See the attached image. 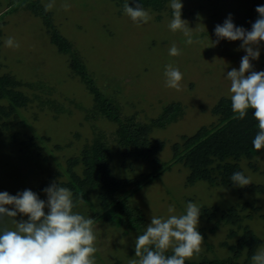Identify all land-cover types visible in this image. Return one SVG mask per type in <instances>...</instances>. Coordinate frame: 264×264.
Wrapping results in <instances>:
<instances>
[{"label":"rangeland","instance_id":"1","mask_svg":"<svg viewBox=\"0 0 264 264\" xmlns=\"http://www.w3.org/2000/svg\"><path fill=\"white\" fill-rule=\"evenodd\" d=\"M9 1L0 0L1 72L27 83L21 89L31 99L19 110L26 127L16 126L12 132L19 131L17 140L27 134L48 141H41L46 149L36 150L42 152L39 156L33 148L19 149L9 132L0 137V264H29L32 247L44 235L55 238L50 264H146L141 251L149 241L172 249L185 240L182 254L190 260L201 255L225 258L230 251L220 242L229 227L222 224L211 232L210 223L190 214L203 206L225 209L243 202L257 207L248 223L261 239L249 264H264V220L259 217L264 214V192H246L243 184L186 185L188 169L173 160L169 147L180 135L216 123L213 105L221 97L245 93L248 81L263 70L264 0H178L184 13H171L169 3L159 19L148 9L120 12L112 0H38L122 117L135 115L137 121L149 122L171 102L183 106L174 122L151 131V137L166 142L159 160L127 158L124 168H118L116 124L102 116L86 117L93 95L69 67V55L51 43L42 18L23 8L32 0ZM98 131L110 142L116 176L139 180L127 202L143 211V236L125 231V225L102 222L96 191L75 212L63 214L59 210L69 191L40 190L58 169L54 159L44 156L53 152L65 166ZM256 162L263 171L264 154ZM241 164L248 183L264 185L262 173L246 161Z\"/></svg>","mask_w":264,"mask_h":264},{"label":"trees","instance_id":"2","mask_svg":"<svg viewBox=\"0 0 264 264\" xmlns=\"http://www.w3.org/2000/svg\"><path fill=\"white\" fill-rule=\"evenodd\" d=\"M15 1L18 0H10L9 3ZM112 1L119 6L120 12L148 9L156 14L157 19L169 3L172 4L171 13H184V9L176 5L178 0ZM23 8L42 18L49 30L51 43L58 52L69 55V67L73 73L80 76L92 93L93 109L87 110L86 117L102 116L116 124L114 140L121 152L119 159L121 166L118 168H124V159L127 158L134 162L137 160L157 162L159 160L157 154L163 150L166 142L151 137V131L154 127L164 128L174 122L183 112L181 103L171 102L165 105L161 114L151 118L149 122L137 121L135 115L122 117L119 106L95 86L81 56L53 25L51 13L46 11L38 0L26 3ZM1 35L0 29V46ZM262 58L264 61V57ZM1 68L0 60V137L9 132V138L13 143L17 142L21 150L23 147L27 150L33 148L35 152L42 148L46 149L40 143L48 141L47 137L25 134L24 139L17 140L19 131L12 132L16 126L26 127V121L19 115V110L26 107L31 99L21 89L28 84L9 72H1ZM57 106L56 104L55 108ZM211 113L217 118L216 123L210 126L202 125L191 135H180L179 140L169 146L173 160L181 162L188 169L185 184L193 185L196 181H204L210 186L229 187L243 184L246 192H264V185L247 182L245 169L241 164L242 161H246L253 171L264 175V170L260 171L256 164L257 157L264 154V62L261 73L248 81V90L245 93L235 97H221L213 105ZM61 147L60 144L55 145V148ZM37 153L41 156L42 152ZM50 158L54 159L58 169L49 176L46 183L40 185V190L51 194L62 190L69 191L70 197L63 203L60 213L75 212L79 202L96 191L102 222L110 226L125 225V231H129L130 228L137 231L139 236L146 234L143 211L127 202V195L139 180L116 176L110 166L112 160L110 142L102 132H93L90 142L86 143L79 153L69 156L65 166L55 160L53 152L44 156V160ZM77 168H80V171H77ZM60 176H64V180L56 179ZM247 210L250 211L245 212ZM251 210L256 212L257 207L243 202L225 209H220L217 205L203 206L190 214L191 217L204 219L210 223L211 232L222 224L229 227L227 238L220 242L221 246L229 249L228 257L220 259L201 255L198 260H190L182 254V247L187 245L185 240H181L172 249L163 243L149 241L141 255L145 258L146 264H244L243 262L249 264L261 244L260 237L253 232L248 223L254 216ZM259 217L264 220V214H259ZM54 246L53 236L39 237L31 249L32 259L29 264H50L49 253ZM207 249L211 248L207 245ZM113 264L119 262L115 261Z\"/></svg>","mask_w":264,"mask_h":264}]
</instances>
